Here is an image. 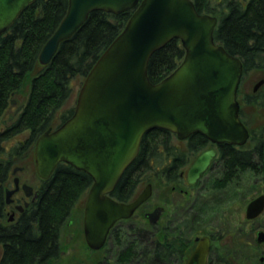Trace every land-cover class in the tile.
Here are the masks:
<instances>
[{"label": "water", "instance_id": "95a60500", "mask_svg": "<svg viewBox=\"0 0 264 264\" xmlns=\"http://www.w3.org/2000/svg\"><path fill=\"white\" fill-rule=\"evenodd\" d=\"M34 1L0 0V36ZM129 10L133 12L123 30L84 78L70 118L40 135L33 150L38 178L48 179L57 165L65 164L91 179L83 235L92 251L103 248L114 224L129 219L151 197L150 185L130 203L110 197L136 159L145 134L162 130L179 141L199 134L212 144L239 146L249 137L237 101L242 63L214 41L217 19L199 14L191 0H67L64 18L39 53V65L51 62L59 45L77 32L90 13L119 15ZM174 39L181 42L183 59L153 84L147 75L148 62ZM263 84L259 81L254 91ZM213 156V151L204 152L190 166V185L206 171ZM263 211L264 195H260L247 205L245 217L252 220ZM160 213L157 208L147 214L148 222L155 224ZM257 241L264 242L263 233ZM208 248L207 238L198 240L185 264H206Z\"/></svg>", "mask_w": 264, "mask_h": 264}, {"label": "trees", "instance_id": "16d2710c", "mask_svg": "<svg viewBox=\"0 0 264 264\" xmlns=\"http://www.w3.org/2000/svg\"><path fill=\"white\" fill-rule=\"evenodd\" d=\"M191 1L199 14L217 19L214 41L241 60L244 72L264 71V0ZM66 10L67 0H35L0 36V118L8 110L13 95L21 94L28 87L23 112L0 140L7 141L17 133L29 131L25 140L9 150L0 142V205L3 203L2 186L11 166L22 156L32 153L37 138L51 128L57 118L61 124L72 115L74 107L59 112L71 94V83L76 78L84 80L133 12L129 10L119 15L101 11L90 13L77 32L59 45L51 62L40 66L39 53ZM183 56L181 42L170 41L151 56L147 67L149 80L156 84L164 79L176 69ZM203 140L199 137L194 143L199 145ZM185 143V153H181L172 144L169 132L153 130L145 134L136 159L123 173L112 197L118 202H129L139 185H176L178 171L192 158V136ZM248 144L264 145V127L259 133L251 134ZM260 152L263 163L264 148ZM91 182L86 174L59 164L52 173L49 194L42 192L28 220L19 221L12 227L1 226L5 216L0 206V245L3 248L0 264H44L54 255L64 222ZM169 192L172 193V189ZM189 203H185L182 216L167 218L164 230L145 234V227L139 221L133 230H117L110 239L140 243L130 244L117 252L114 263L184 264L192 249V204ZM198 214L196 211V231L201 223Z\"/></svg>", "mask_w": 264, "mask_h": 264}, {"label": "flooded vegetation", "instance_id": "af4514ba", "mask_svg": "<svg viewBox=\"0 0 264 264\" xmlns=\"http://www.w3.org/2000/svg\"><path fill=\"white\" fill-rule=\"evenodd\" d=\"M251 71H254V70H249L246 72H244L243 70L239 87L242 83V78L245 76L246 73L251 72ZM259 71H262V70H259ZM257 83L253 85V88H252L253 94L251 96L248 94H245V96H240V99H239V90H240L239 87L237 91V101L239 104V119L244 124L246 129L248 130V134H249L248 140L250 139L252 133L257 134L264 127L263 125L259 129L251 131L247 128L241 116L242 104L251 105L255 103V104H259L260 106L264 105V97L262 100H258L255 94L261 87L264 86V84L260 86L256 91H254V87L256 86ZM16 95L17 94L13 96H16ZM25 106H26V102L23 104L16 105V102L14 100L11 101V104L8 110L0 118V139L2 138L4 134H6L12 128V124L16 121L19 115L23 112ZM11 111H12V114L8 115V113H10ZM61 124H59L56 128H58ZM54 129L49 128L47 130L52 131ZM23 132L29 133V131L27 130ZM21 133H17L15 135H18ZM199 137H202V136L199 134L192 135V162L187 167V170L184 169L185 168L184 166L178 171L177 173L178 183L171 187L172 193H174L176 187H179V188L182 187L180 189L181 196H185L188 193V191L192 189V240H191L192 249L188 257L184 261V264L186 263L191 253L193 254L198 244V240L202 238H207L209 241V248H208V253L206 257V264H264V242L257 241L258 234L259 233L264 234V226L261 227L258 225L257 226L254 225L262 217V215L264 214V211L257 218L248 220L245 217L246 207L253 199L249 201L245 207L244 218L241 217V212L244 206H240V204H238L239 199H241L242 194H243L242 189L240 190L241 182L244 181L245 177L248 176L247 178L253 180L254 183H257L258 181H260V178L264 176V172L262 171V165L264 166L263 164L264 162L261 163L262 153L260 152L262 151V148H264V145L248 144V141L247 143L240 145V146L239 145H229V144H212L211 142L206 140L204 137H202L204 139L202 141V144L197 145L194 143V141L197 139L199 140ZM188 139L189 138H187L186 140ZM186 140H183V141L186 142ZM0 142L2 145L3 141L0 140ZM207 151H213L214 156L210 164L208 165L206 171L194 183H192V185H190L187 181L188 169L190 168L191 165L194 164V162L197 160V158L201 154ZM33 162H34V159H33ZM12 166L9 170L7 181L2 186L3 187L2 188L3 203L0 206H1V212L5 216L4 219H1V226L3 227H12V226L17 225L19 221L28 220L32 212L35 210L36 203L41 198L40 196L42 195V192H45V194L48 195L51 190L52 175L48 179L42 180L38 178L35 172V176H34L35 182L32 183L29 179L21 178L18 176V174L24 172L25 170L24 167H14L13 168ZM34 169H35V165H34ZM14 170H15V173H13ZM211 173H212V176H210L205 181V183H207L208 185V187L206 188L210 189L211 191H216V192L223 191L222 195L224 196V200L221 203L223 205V209H221L222 214H224L225 216L228 214H231V215L236 214L239 217L235 219L237 220V223H232L226 217L225 221H223L222 225L219 227L211 226L209 229L196 231V211H197L196 205H197V195H198L197 190L201 188L203 179L206 177V175L208 176ZM262 179H264V177ZM147 185L151 186V193H152L151 183H145L144 185H139L137 193L133 197V199H131L129 202H123V203H130L134 201L139 196V194L145 189ZM231 187H233V189H237L236 195H234V193L231 194L228 192V190ZM89 188L86 191V197H87ZM7 193H10L8 198L6 196ZM112 193L110 194V197L114 199L112 197ZM151 197H152V194H151ZM151 197L145 203H143L140 207H138L129 219L120 220L114 224V226L109 231L107 240L103 248H101L98 251H92L86 246L87 249L90 252H99L102 250H106L105 248L107 244L109 245L111 244V247H114L113 245H115V247L122 246L123 247V248L121 247L122 249L120 248L118 249V251L116 250V253H117V252H121L124 249H126L127 246L130 244L140 243V242H136L133 240L118 241V240L110 239L111 235L115 234L117 230H120V229L133 230L136 227L137 221L141 222V224L142 223L145 224V228L143 230L145 234H147L148 232H151L152 230H156V231L164 230L166 222H167V216L164 213V208L160 206H156V207H153V209L151 210L150 209L144 210L146 208L145 207L146 204L150 201ZM85 201H86V198H85ZM85 201L83 205H85ZM234 204H236V207H234ZM157 208L161 209L160 217L155 224H150L146 218V215L153 212ZM83 212H84V207H83ZM246 225L247 226L254 225V226H250L247 230H245L244 228ZM82 231H83V223H82ZM69 235H71V238L73 237V233H70ZM69 235H67L66 238ZM83 238H84V235H83ZM69 241L65 239V243L68 244ZM84 243H85V240H84ZM0 248H1L0 262H1L2 254H3L2 245H0ZM59 249L60 247L58 245L55 254L48 257V259L44 262V264H50L51 261H53L59 256V253L60 255H62L63 252H60ZM115 257L114 259H116Z\"/></svg>", "mask_w": 264, "mask_h": 264}, {"label": "rangeland", "instance_id": "374dc122", "mask_svg": "<svg viewBox=\"0 0 264 264\" xmlns=\"http://www.w3.org/2000/svg\"><path fill=\"white\" fill-rule=\"evenodd\" d=\"M261 80H264V72L259 70H254L245 74L242 78V83L239 87V99L240 96H245V94L252 95L253 85ZM82 80L80 78H76L71 83V94L68 100L65 102L61 110L66 111L72 107H74L78 91L82 85ZM28 87H25L23 92L19 95H16L12 98L16 102V105L23 104L27 100ZM257 99L262 100L264 97V86L261 87L256 93ZM241 116L249 130H257L264 125V105L260 106L259 104H242L241 106ZM12 114V111L8 113V115ZM59 113L57 114V116ZM59 125L58 118L53 122L52 129L56 128ZM28 132H23L21 134L12 136L7 141H3V148L9 150L13 146L25 140ZM172 144L181 152L185 153L186 143L184 141L179 142L175 136H172ZM192 158L190 159V163L185 166V170L191 164ZM14 167H24V172L18 174L21 178H27L32 183L35 182V169L33 162V153H29L24 155L17 160L13 166ZM212 176V173L203 179V183L201 188L197 190V211H199V219L201 220L199 230H206L212 227H219L222 225L223 221H225L226 217L232 223H237V219L239 216L236 214H222L221 209H223V205L221 204L224 200V196L222 195L223 191L216 192L207 189V183L205 181ZM248 177V176H247ZM245 177L244 181L241 182L240 190L242 189L243 194L241 199H239L240 206H244L241 212V217L244 218V211L247 203L252 199L256 198L259 195H264V179L260 178V181L254 183L253 180ZM204 184V185H203ZM171 185L167 187L156 186V184H152V197L150 201L146 204V208L144 210L153 209V207L160 206L164 208V213L167 218L179 217L184 213L185 203L192 204V189L188 191L185 196L180 195V189L174 193L169 192L171 189ZM239 191V190H238ZM229 193L236 195L237 189H233L231 187L228 190ZM86 194L82 196L79 201L73 207L70 216L64 222L63 227L61 228L59 234V251L63 252L62 255L51 261L50 264H115L114 257L116 254V250L120 249L122 246L111 247V244H107L106 250H102L99 252H90L83 238L82 231V223H83V203L85 201ZM182 203L181 207L180 204ZM217 207V208H216ZM236 207V204H234ZM210 224V226H209ZM145 227V224L142 223ZM255 226H264V214L262 217L254 224ZM250 225V226H254ZM250 226H245V230H247ZM70 233H73V237L70 239L69 243H65L66 236ZM199 233V232H197ZM192 240V236H191ZM112 241V240H111ZM110 241V242H111ZM112 243V242H111ZM192 248V244H191ZM0 257H1V248H0Z\"/></svg>", "mask_w": 264, "mask_h": 264}]
</instances>
